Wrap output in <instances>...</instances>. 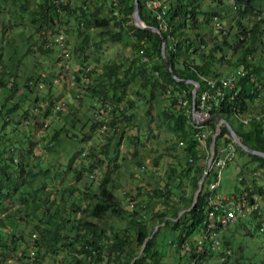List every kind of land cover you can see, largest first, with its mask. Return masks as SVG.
<instances>
[{"label": "trees", "instance_id": "obj_1", "mask_svg": "<svg viewBox=\"0 0 264 264\" xmlns=\"http://www.w3.org/2000/svg\"><path fill=\"white\" fill-rule=\"evenodd\" d=\"M118 1L122 9V16L119 19H115L116 16L112 18L102 16L108 3L112 4L111 12L114 11V6L117 5L115 0H69L67 3L63 0H43L30 11L29 18L40 34L42 42L46 40L49 30H54V26L60 25L68 15L76 18L79 25L83 24L85 30L92 27L107 28V31L99 33L100 36H108L110 41L131 45L135 55L132 65L117 62L104 65L101 79L88 89L89 97L102 106L109 103L110 127L116 130L123 122L125 126L127 124L131 126L139 103L136 99L129 98V90L132 83L139 80V89L135 91L136 97L146 99L149 94V98L146 99L149 103L156 99L155 118L170 133L181 137L186 144L185 163L180 169V174L184 178H189L191 196L187 198L183 196L182 205L160 200L161 207L156 210V205L150 212L147 211L149 216L140 215L137 211L127 214L123 199L115 193L117 186L106 176L98 192L84 193L79 201H72L70 204L66 201L69 204L68 209L61 211L56 200H51V194L43 193L47 188L46 183L34 191L30 189L40 174L50 172L47 166L41 167V172H36L29 166L33 144L30 147L27 144L25 149L21 150L23 152L15 153L6 147L10 145V140L5 141L2 135V128L8 121L14 122L13 114L19 111L24 103L32 100L36 103L41 100L36 89L40 87V82H45L46 79L45 77L43 81L37 79L33 84L37 77L30 75L23 85H19L16 80L18 77L11 80L0 77V87L9 91L0 103V123L3 122L0 126V214L10 210V204L12 206L16 203L30 204L31 214L38 218L34 223L38 232L35 264H43L46 256L54 257L53 264H166L164 257L166 249L169 248H174L179 256L180 251H183L195 261V264L203 262L205 254L197 256L195 239L192 241L190 238L203 226L211 195L208 187L211 177L210 175L206 177L196 205L192 207L194 193L203 175V167L200 165L201 157L197 151L200 142L194 136L191 111L188 112V109H193L194 105L196 108L199 107L200 96L206 89V82L202 77L221 79V74L214 66L226 58L225 50L240 49L234 65L245 70L246 75L237 82L239 93L232 98V91L226 88L225 100L220 106L213 108L212 113L222 115L228 120L246 146L264 152V118L257 119L256 116H251L249 124L244 125L235 116L236 112L249 113L253 102L259 97L263 96L264 105V63L256 61L253 57L257 51L258 34L264 27V0H232L235 10L242 18L256 17L255 23L250 27L240 20L237 24L235 22L230 25L227 16L222 17V10L203 9L202 4L207 0H160L167 6L164 13L163 8L154 9L150 4L151 0H139V12L144 23L159 28L166 39L165 56L162 53L163 40L159 33L140 28L134 22L129 23L133 19L135 0ZM212 1L218 5L220 2L225 3V0ZM89 4H92L94 9L91 10ZM214 16L227 23L222 24V28H215ZM112 20H118L119 31L110 29ZM227 29L232 36L231 41L226 37L228 34L224 35ZM78 30L81 31V28L78 27ZM208 30H212L211 33L215 35L212 38L215 42L211 46H208L210 35ZM60 33L59 26L58 31L52 33V36ZM220 36L222 39H219ZM129 38L132 39L131 42ZM166 61L178 78L198 82L196 96L193 93L195 84L177 80ZM74 78L79 80L80 76L76 74ZM32 94L36 95L32 97ZM159 95L167 97V107H161ZM152 112L153 108L149 107L146 115L153 117ZM216 123L217 119H211L207 125L214 128ZM55 134L52 144L48 146L49 151H54L61 140L60 135ZM121 139L122 137H119L118 146ZM231 140L229 129L226 125L222 126L217 144ZM106 151L108 153V149ZM237 151L240 158H247L241 164L240 174L253 163L256 164V168L264 170V157L248 153L240 146L237 147ZM18 153L21 155V161L16 163L14 155ZM98 162L102 161L97 160L96 163ZM96 163H91L90 168L95 169ZM78 177L80 178V175ZM184 178L178 179L177 170L172 168L166 178L168 194L174 192V187L181 189L185 182ZM250 190L251 194L262 193V187L256 181ZM39 193L40 197L37 196ZM158 196L162 199L161 191ZM84 201L87 202L85 208L82 207ZM168 204L173 206L170 214L166 208ZM188 208L191 209L180 214L181 210ZM115 217L120 218L121 222L128 218L129 223L125 228L122 226L110 231L107 227L108 220ZM11 221L16 222L15 215L11 217ZM157 225H161V228L151 237ZM1 230L2 227L0 258L6 256L8 251H17L25 238L24 235H15L14 232L6 234L7 237L4 238ZM168 234L171 235L170 238H166ZM142 247L144 250L140 254ZM223 264H227V261H223Z\"/></svg>", "mask_w": 264, "mask_h": 264}, {"label": "rangeland", "instance_id": "obj_2", "mask_svg": "<svg viewBox=\"0 0 264 264\" xmlns=\"http://www.w3.org/2000/svg\"><path fill=\"white\" fill-rule=\"evenodd\" d=\"M42 1L0 0V77L10 80L18 77L16 80L19 85H23L30 75L37 77L33 84L37 79H46L45 82H40V87L35 88L41 100L36 103L33 100L24 103L22 108L13 114L14 122L8 121L2 128L3 139L10 140V145L6 146L9 150L15 153L23 152L21 150H24L27 144L29 147L33 144L29 166L36 172H41V167L47 166L50 169L48 174L39 175L30 187L31 191L46 183L47 188L43 193L51 194V200L55 199L63 211L68 209L72 201H79L84 193L98 192L99 186L107 176L117 186L115 193L123 199L127 214L137 211L140 215H148L147 211L150 212L156 205V210L161 207L159 202L163 199L182 205V197H190L192 192L189 178L180 174V169L185 163L186 144L181 137L170 133L155 118L156 99L149 103L146 100L149 94L146 99L137 98L135 91L139 89L140 81L132 83L129 98L136 99L139 103L133 125L125 126L123 122L115 130L108 125L111 119L109 103L102 106L89 97L88 89L101 79L104 65L114 62L130 64L134 61L135 55L131 45L110 41L108 36H100L99 33L107 31V28L92 27L85 30L83 24L79 25L76 18L68 15L60 25L54 26V30H49L46 40L42 42L29 18L30 11ZM115 1L117 5L114 6V11L111 12L112 4L108 3L102 16H116L115 19L122 16L120 3ZM222 3L218 5L212 0H207L202 7L222 10V17L227 16L230 25L235 22L237 24L239 20L249 27L255 23V16L242 18L235 10L232 0ZM91 5L89 4L92 10L94 7ZM132 16L133 19L129 23H135L134 13ZM117 22L118 20H112L110 29L119 31ZM77 24L81 31L78 30ZM59 26L61 33L52 36ZM211 26L213 28L212 24ZM208 31V46H211L215 42L212 40L215 35L211 33L212 30ZM225 34H228L226 37L231 41L232 36L228 29ZM258 35L257 51L253 57L256 61L264 63V27ZM131 40L129 38V42ZM239 52L240 49L224 51L226 58L214 66L221 77H228L237 69L234 63ZM138 62L140 63L139 60ZM76 74L80 76L79 80L74 78ZM7 94L9 91L0 87V103ZM34 95L36 94H32V97ZM262 99L263 96L253 102L249 113L245 114L246 118L264 115ZM159 103L161 107H167V97L159 95ZM149 107L153 108V117L146 115ZM26 111H29L28 114H25ZM189 111L192 115L193 110L188 109ZM2 124L3 122L0 126ZM55 133L60 135L61 140L54 151H49L48 146L52 144ZM119 137H122L120 146L117 145ZM205 146L202 143L197 148L201 157L200 165L203 167L200 180L204 177L205 166L209 162V148L207 151ZM15 157L16 163L21 161L19 153L14 155ZM97 160L102 162L96 163ZM246 160V157L242 159L237 156L227 168H223L221 186L216 192L220 198L241 192V199H246L245 202L241 201L244 215L232 225H226V229L219 234L221 243L217 248H211L204 253L205 258L201 264H223V261H227V264H264V170L256 168L253 163L240 174L241 164ZM94 162L97 167L90 168ZM172 168L177 170V178H184L185 182L181 189L174 187V192L168 194L166 178ZM254 181L261 185L262 193L251 194L250 187ZM205 182L206 178L203 185ZM175 183L177 185L178 181ZM160 191L162 199L158 196ZM37 196L40 197V193ZM251 204H257V208L250 207ZM86 205L87 202L84 201L82 207L85 208ZM9 207L10 210L0 214L2 236L6 238V234L14 232L15 235H24L25 238L17 251H8L6 256L0 258V264H35L38 232L34 223L38 218L31 214L30 204L16 203L15 206L10 204ZM166 208L169 214L173 210V206L169 204ZM182 211L185 209L180 212ZM14 215L16 222L11 221ZM128 223V218L121 222L120 218L115 217L108 220L107 227L114 231V228H125ZM160 228L161 225H157L152 235ZM199 233L200 229L196 230L190 239L193 241ZM170 237L171 235H166V238ZM166 250V264H195L183 251H180L179 256L174 248ZM53 262V256L43 259V264Z\"/></svg>", "mask_w": 264, "mask_h": 264}, {"label": "built area", "instance_id": "obj_3", "mask_svg": "<svg viewBox=\"0 0 264 264\" xmlns=\"http://www.w3.org/2000/svg\"><path fill=\"white\" fill-rule=\"evenodd\" d=\"M68 1L69 0H63L64 3ZM150 4L154 9L163 8L162 13H164L167 8L160 0H151ZM213 22L215 28L218 29L222 28V24H226L225 21L221 22L218 16H214ZM60 43L62 44V42ZM67 75H69V73ZM245 75V70L237 68L228 77H221L220 80L202 77L206 82V89L200 96L199 107L196 108L194 105L192 109L191 117L194 125V136L200 142V145H202V143L206 145L207 151L209 148V153L207 154L209 156V162L205 166L204 177L206 178L209 175L211 177L210 183H208L211 195L209 196L207 214L203 226L200 228L199 236L195 238L196 254H204L211 248H217L221 243L219 234L226 229V225H232V223L237 222L243 217L242 215H244L241 201L245 202L246 199H241V195H243L241 192L226 198H220L216 194L217 189L221 186L222 170L223 168H227L230 162L237 158V147L239 145L233 138L231 141H224L218 145L217 137L221 133L222 126L225 124L217 119L215 127L212 128L207 125V122L216 116L213 115L212 109L220 106L225 100L226 88L232 91V98L239 93L237 82ZM235 116L244 125H248L251 120V118H246L245 114L242 113L236 112ZM261 117L264 118V115L257 116V119ZM194 119H196L198 123H196ZM209 140H211L210 143H208ZM250 207L257 208V204H251ZM248 209L249 206L247 207L246 214Z\"/></svg>", "mask_w": 264, "mask_h": 264}, {"label": "water", "instance_id": "obj_4", "mask_svg": "<svg viewBox=\"0 0 264 264\" xmlns=\"http://www.w3.org/2000/svg\"><path fill=\"white\" fill-rule=\"evenodd\" d=\"M134 20H135V24L140 27V28H146V29H149L151 31H154V32H157L161 35L162 37V40H163V56H165V43H166V39L164 37V35L162 34L161 30L157 27H152V26H149L147 24L144 23V21L142 20L141 16H140V12H139V0H135V9H134ZM166 64L167 66L171 69V71L173 72L170 64L166 61ZM173 76L179 80V81H184V82H187V83H194L195 84V88L193 90V93H194V96H196L197 94V90H198V82H195V81H192V80H185V79H180L176 76V74L173 72ZM213 119H218L220 120L221 122H223L227 128L229 129V132L232 136V138L237 142V144L242 147L245 151H247L248 153H252V154H256V155H260L262 157H264V152H261V151H258V150H255V149H252V148H249L248 146H246L242 141H241V138L240 136L238 135V133L235 131V129L232 127V125L228 122V120H226L222 115H216L213 117ZM194 121L196 123H198L196 121V119H194ZM204 178L203 177L199 184H198V188L197 190L195 191V194H194V199H193V203H192V207H194L196 205V202H197V199H198V196L200 194V192L202 191V188H203V182H204ZM191 207V208H192ZM191 208L185 210V211H188L190 210ZM185 211H182L180 214L184 213ZM154 236V234L152 235V237ZM145 247V245H144ZM144 247H143V250H144Z\"/></svg>", "mask_w": 264, "mask_h": 264}, {"label": "crops", "instance_id": "obj_5", "mask_svg": "<svg viewBox=\"0 0 264 264\" xmlns=\"http://www.w3.org/2000/svg\"><path fill=\"white\" fill-rule=\"evenodd\" d=\"M226 22V21H225Z\"/></svg>", "mask_w": 264, "mask_h": 264}]
</instances>
